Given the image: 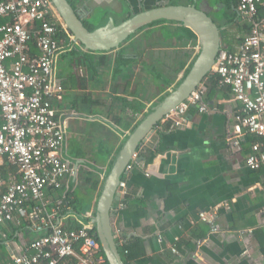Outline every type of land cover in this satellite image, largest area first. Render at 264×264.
<instances>
[{"label": "crops", "instance_id": "crops-1", "mask_svg": "<svg viewBox=\"0 0 264 264\" xmlns=\"http://www.w3.org/2000/svg\"><path fill=\"white\" fill-rule=\"evenodd\" d=\"M228 1L72 0V4L90 23L110 16L118 24L144 10L195 2L219 27L214 18L223 20L220 33L226 40L221 46L237 51L249 25L236 17ZM228 19L232 21L226 26ZM129 37L108 51L69 45L56 58V74L64 89L54 104L55 113L65 123L63 154L77 172L68 181L69 209L59 216L72 226L94 218L104 175L126 136L184 77L199 50L197 39L194 42L191 32L176 21L149 23ZM203 101L207 110L200 113L191 107L184 125L159 121L137 148L131 169L122 174L127 195L120 199L123 207L114 201L111 224L126 264H264V166L251 170L245 164L254 137L248 136L242 150L232 154L226 136L234 124L230 113L235 103L228 89L217 86ZM3 170L7 178L15 172L8 164ZM57 192L50 190L48 207ZM217 205L219 231L214 233L199 212ZM28 225L27 219L19 226L9 222L0 227V264H7L11 252L36 236ZM174 243L177 254L171 251Z\"/></svg>", "mask_w": 264, "mask_h": 264}, {"label": "built area", "instance_id": "built-area-1", "mask_svg": "<svg viewBox=\"0 0 264 264\" xmlns=\"http://www.w3.org/2000/svg\"><path fill=\"white\" fill-rule=\"evenodd\" d=\"M234 1L249 32L237 51L219 49L209 73L235 103L230 113L234 124L226 136L230 152L239 153L245 139L253 136L245 164L259 170L264 166V0ZM78 44L51 0H0V227L9 222L19 226L28 219L36 234L10 253L7 264H108L92 219L75 227L59 216L69 209L68 181L77 172L63 154L65 123L54 104L64 88L55 63L60 51ZM207 88L199 84L161 121L178 127L188 122L191 107L205 112ZM137 157L136 150L125 171ZM5 164L15 168L7 179ZM50 190L58 196L48 207ZM117 190L120 199L127 195L125 179ZM223 205L229 207L228 202ZM218 211L217 205L199 212L214 233L219 231ZM171 251L178 253L175 243Z\"/></svg>", "mask_w": 264, "mask_h": 264}, {"label": "water", "instance_id": "water-1", "mask_svg": "<svg viewBox=\"0 0 264 264\" xmlns=\"http://www.w3.org/2000/svg\"><path fill=\"white\" fill-rule=\"evenodd\" d=\"M61 19L74 38L87 50L108 51L118 47L141 27L157 20L180 22L196 35L198 54L187 74L155 105L149 107L139 123L128 133L113 157L109 171L104 175L96 203L95 236L109 264H126L115 241L111 224L114 201L120 200L117 190L125 167L140 143L150 135L165 114L185 100L209 74L221 46L220 27L208 13L191 5H162L134 14L120 23L112 17L101 19L89 30L69 0H51Z\"/></svg>", "mask_w": 264, "mask_h": 264}, {"label": "trees", "instance_id": "trees-1", "mask_svg": "<svg viewBox=\"0 0 264 264\" xmlns=\"http://www.w3.org/2000/svg\"><path fill=\"white\" fill-rule=\"evenodd\" d=\"M69 2L72 4V0H69ZM230 2L232 3V5L234 6V8H236V2L234 1V0H231V1H228L227 3L230 5ZM72 6L74 7V5L72 4ZM228 18V17H227ZM162 21H165V20H157V21H154V22H152V23H150V25L151 24H155V23H158V22H162ZM230 21H232V19H228V21H226V23L224 24V25H226L227 26V24L230 22ZM83 23H84V25L86 26V28H88L89 30H91L93 27H94V25H95V23H90V22H88L87 20H84L83 19ZM220 25V27L221 26H223L222 25V23L221 24H219ZM186 29L187 30H189L190 32H191V36H192V39H195L194 40V42H196V35L193 33V31H191L189 28H187L186 27ZM133 35V34H132ZM132 35H130V37L132 36ZM129 37V38H130ZM82 45V44H81ZM83 46V45H82ZM90 51V50H89ZM34 52H36V49H34ZM194 62V61H193ZM193 64V63H192ZM192 64L189 66V68L186 70V72L184 73V76L187 74V72L189 71V69L191 68V66H192ZM203 82H206L207 83V85H208V88H207V91H214L216 88H217V86H218V84H217V79H216V77L215 76H213L211 73H209L205 78H204V80H203ZM167 93H165L164 94V96L166 95ZM163 96V97H164ZM160 100V99H159ZM251 141H253L254 140V138H252V139H250ZM13 167V166H12ZM15 169V168H14ZM4 176H5V178L7 179V175H6V172L4 171ZM98 184V181H96V183H95V185H97ZM80 225H76L75 227H79ZM94 230H95V227H94ZM102 253L104 254V252H103V250H102ZM105 255V254H104ZM108 262V261H107ZM109 264V263H108Z\"/></svg>", "mask_w": 264, "mask_h": 264}, {"label": "rangeland", "instance_id": "rangeland-1", "mask_svg": "<svg viewBox=\"0 0 264 264\" xmlns=\"http://www.w3.org/2000/svg\"><path fill=\"white\" fill-rule=\"evenodd\" d=\"M226 11V10H225ZM225 13V12H224ZM224 13H222L221 12V16L223 17L224 16ZM222 17H220V18H222ZM212 18V17H211ZM229 18H230V16H229ZM213 19V18H212ZM215 20H217L218 22H219V24H221L222 23V19H218V18H214ZM220 35L222 36V38H221V41L223 42V41H225L226 40V37L225 36H223L221 33H220ZM222 45V44H221ZM60 62H61V59H60ZM158 72V71H157ZM159 73V72H158ZM158 80H159V78H157Z\"/></svg>", "mask_w": 264, "mask_h": 264}, {"label": "flooded vegetation", "instance_id": "flooded-vegetation-1", "mask_svg": "<svg viewBox=\"0 0 264 264\" xmlns=\"http://www.w3.org/2000/svg\"><path fill=\"white\" fill-rule=\"evenodd\" d=\"M234 12H235V15H236V17H238V18H241L240 16H239V14L237 13V11H236V9L234 8Z\"/></svg>", "mask_w": 264, "mask_h": 264}, {"label": "clouds", "instance_id": "clouds-1", "mask_svg": "<svg viewBox=\"0 0 264 264\" xmlns=\"http://www.w3.org/2000/svg\"><path fill=\"white\" fill-rule=\"evenodd\" d=\"M80 44V43H79Z\"/></svg>", "mask_w": 264, "mask_h": 264}]
</instances>
